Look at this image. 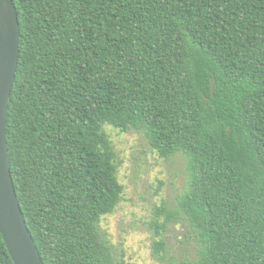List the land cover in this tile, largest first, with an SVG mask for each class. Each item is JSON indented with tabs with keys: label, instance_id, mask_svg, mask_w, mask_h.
Returning a JSON list of instances; mask_svg holds the SVG:
<instances>
[{
	"label": "trees",
	"instance_id": "obj_1",
	"mask_svg": "<svg viewBox=\"0 0 264 264\" xmlns=\"http://www.w3.org/2000/svg\"><path fill=\"white\" fill-rule=\"evenodd\" d=\"M13 2L9 160L44 264H115L100 224L124 187L106 126L185 160L155 258L182 220L195 256L168 264H264V0ZM0 264H14L1 233Z\"/></svg>",
	"mask_w": 264,
	"mask_h": 264
},
{
	"label": "rangeland",
	"instance_id": "obj_2",
	"mask_svg": "<svg viewBox=\"0 0 264 264\" xmlns=\"http://www.w3.org/2000/svg\"><path fill=\"white\" fill-rule=\"evenodd\" d=\"M105 132L115 153L118 181L124 187L115 213L100 224L115 264H168L193 259L197 243L182 220L169 224L164 233V262L153 255V244L158 240L154 223L164 221L157 210L163 206L176 209L187 188L185 160L181 156L160 158L145 136L136 131L122 133L106 126Z\"/></svg>",
	"mask_w": 264,
	"mask_h": 264
},
{
	"label": "water",
	"instance_id": "obj_3",
	"mask_svg": "<svg viewBox=\"0 0 264 264\" xmlns=\"http://www.w3.org/2000/svg\"><path fill=\"white\" fill-rule=\"evenodd\" d=\"M20 24L13 0H0V233L14 264H44L16 193L7 117L20 58Z\"/></svg>",
	"mask_w": 264,
	"mask_h": 264
}]
</instances>
